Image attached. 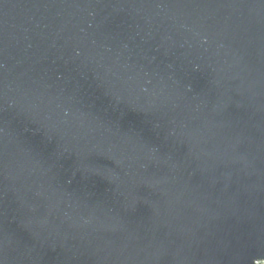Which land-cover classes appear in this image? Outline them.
<instances>
[{"label": "water", "instance_id": "95a60500", "mask_svg": "<svg viewBox=\"0 0 264 264\" xmlns=\"http://www.w3.org/2000/svg\"><path fill=\"white\" fill-rule=\"evenodd\" d=\"M264 262V0H0V264Z\"/></svg>", "mask_w": 264, "mask_h": 264}, {"label": "rangeland", "instance_id": "374dc122", "mask_svg": "<svg viewBox=\"0 0 264 264\" xmlns=\"http://www.w3.org/2000/svg\"><path fill=\"white\" fill-rule=\"evenodd\" d=\"M261 264H264V262H263V263H261Z\"/></svg>", "mask_w": 264, "mask_h": 264}]
</instances>
